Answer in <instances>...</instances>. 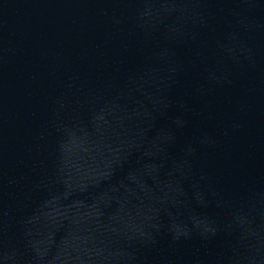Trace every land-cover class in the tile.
I'll return each instance as SVG.
<instances>
[{"label":"water","instance_id":"1","mask_svg":"<svg viewBox=\"0 0 264 264\" xmlns=\"http://www.w3.org/2000/svg\"><path fill=\"white\" fill-rule=\"evenodd\" d=\"M0 264H264V0H0Z\"/></svg>","mask_w":264,"mask_h":264}]
</instances>
